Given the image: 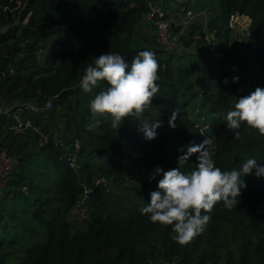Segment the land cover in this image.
<instances>
[{"label": "trees", "instance_id": "16d2710c", "mask_svg": "<svg viewBox=\"0 0 264 264\" xmlns=\"http://www.w3.org/2000/svg\"><path fill=\"white\" fill-rule=\"evenodd\" d=\"M172 1L0 0V27L11 22L0 31V98L12 105L0 126L18 127L13 114L20 111L46 136L18 158L0 198V264H264V177L255 172L241 177L247 187L237 207L218 203L206 229L187 245L171 239V226L139 211L163 178L150 174L157 167L193 170L199 153L180 165L178 158L208 137H215L213 160L222 171L249 158L264 165V136L242 123L237 139L217 115L243 96L240 78L231 87L229 22L236 14L250 17L247 46L263 59L264 0H198V9L214 13L207 28L214 38L194 25L185 50L176 53L160 46L146 19L150 3L162 4L170 18ZM73 40L80 49H69ZM145 50L159 63L152 108L119 129L107 115L93 118L89 104L107 85L85 93L79 82L86 67L107 52L131 64ZM49 100L48 112L22 105ZM158 119L156 138L146 139L141 122ZM88 190L96 202L76 229L71 215Z\"/></svg>", "mask_w": 264, "mask_h": 264}, {"label": "clouds", "instance_id": "9594fccd", "mask_svg": "<svg viewBox=\"0 0 264 264\" xmlns=\"http://www.w3.org/2000/svg\"><path fill=\"white\" fill-rule=\"evenodd\" d=\"M159 63L153 51L139 52L129 64L119 53H102L94 59V66L86 67L79 86L85 93H93L102 82L107 87L94 95L89 104L93 118L109 116L110 126L119 129L128 117L140 120L152 108V101L159 92ZM236 83L239 77H233ZM227 82V80L225 81ZM226 121L227 129L240 137L242 123L264 136V88L257 87L247 96L237 99L233 109L217 113ZM177 112H172L169 126L175 128ZM141 122V121H140ZM96 123H99L96 120ZM161 120L141 122L139 131L145 138L153 140ZM92 125L89 126L91 130ZM202 134V133H201ZM215 137H208L200 145L187 146L184 155L178 158V165L199 153L195 168L181 171L180 167L164 171L157 167L150 179L162 173L157 190L150 192V201L139 209L152 223L171 226V239L184 246L200 235L211 220L212 211L218 203L231 210L240 202L242 189L247 185L241 177L253 174L264 177V165L255 158H249L230 171H222L213 160ZM179 151L183 152L184 149Z\"/></svg>", "mask_w": 264, "mask_h": 264}, {"label": "rangeland", "instance_id": "374dc122", "mask_svg": "<svg viewBox=\"0 0 264 264\" xmlns=\"http://www.w3.org/2000/svg\"><path fill=\"white\" fill-rule=\"evenodd\" d=\"M198 0H189L188 3H182L178 0L172 1V6L179 7L180 10L184 7L186 11H196L198 7ZM177 8V9H179ZM202 10V9H199ZM204 9L200 16H195L194 21L190 23L186 21L187 18L184 17V14L178 13L177 21L173 24L176 28H179L180 32L177 34L174 30V36H176V50L177 51H184V43L186 39L190 38V34L192 32L193 26L196 24L199 26L200 22L206 23V27H204V33L207 35L208 39H213L214 35L209 33L207 30L209 23L212 21L214 17V13L208 9ZM182 12V11H181ZM209 12V13H206ZM211 12V13H210ZM196 22V23H195ZM11 22L7 23L6 25H1L0 31H5L9 28ZM18 23V22H17ZM180 23V25H179ZM174 29V28H173ZM230 61L228 68L231 72L230 79L232 80L233 77L238 76L244 84L241 85V93L243 96L249 95L253 92L257 87L264 88V58H260L254 55L251 49L248 48L247 42L248 38H243L241 34H239L238 30L230 28ZM184 39V40H183ZM70 50H78L81 47V43L77 40H73L69 43ZM264 46V43H263ZM244 52L246 53L247 57L244 62L239 60L240 54ZM233 81V80H232ZM238 83L231 84V87L237 86ZM238 89V90H239ZM7 103L0 98V107L6 106ZM12 106V105H11ZM203 120V119H202ZM22 124H24V128H12L8 125L0 126V142L6 146V149L10 151V153L19 159L23 157L28 150H31L37 145H41L44 143L46 136L42 132V130L35 129L34 127L31 128V125L24 119H22ZM61 123V118H60ZM88 190L87 192H90ZM91 205L88 202V197L85 195L78 207L73 211L71 215V219L73 224H75L76 229L83 228L85 221L89 218V207Z\"/></svg>", "mask_w": 264, "mask_h": 264}, {"label": "built area", "instance_id": "2783aa9c", "mask_svg": "<svg viewBox=\"0 0 264 264\" xmlns=\"http://www.w3.org/2000/svg\"><path fill=\"white\" fill-rule=\"evenodd\" d=\"M179 1L182 2L183 0ZM185 12H187L188 15H192L191 11H186L185 9ZM167 16L168 13L162 4H149V12L146 15V19L148 24L152 25L157 30L158 42L160 46L164 50L171 53L182 52L181 50H176L177 40L173 32V21L171 20V18H167ZM251 23L252 21L249 16L236 14L232 16L229 22V28L238 30L239 34H241L243 38L246 39L250 35ZM22 105L25 106L27 109H30L35 112H48L52 108V101L49 100L43 103L42 105H37L34 102L22 103ZM11 110L12 106L10 105L0 107V115H9ZM13 116L18 125V127L14 128H23L24 124H22L21 122V112H15ZM18 164V157L10 154L5 147L0 145V198L2 197L4 189L8 184L9 177L11 176L15 168L18 166Z\"/></svg>", "mask_w": 264, "mask_h": 264}, {"label": "crops", "instance_id": "0c3cea01", "mask_svg": "<svg viewBox=\"0 0 264 264\" xmlns=\"http://www.w3.org/2000/svg\"><path fill=\"white\" fill-rule=\"evenodd\" d=\"M179 1V0H178ZM188 1L189 0H183L182 1V3H188ZM180 2V1H179ZM171 7H173V8H175L174 10H175V12L171 15V20L172 21H174V22H176L177 20V15H178V13L180 12V13H182V14H184V17L185 18H187V20L186 21H189L190 23H192V21H194V19H195V16H200L202 13H204L203 12V10H199L198 8L196 9V11H191L192 12V15H188L187 14V12H185V8H188V7H183L181 10H180V8L179 7H174V6H170V7H168V8H171ZM177 8H179V9H177ZM182 11V12H181ZM206 11H208V9L206 10ZM206 13H209V12H206ZM211 13V12H210ZM196 23V22H195ZM179 25H180V23H179ZM196 25V24H195ZM199 26L201 27V28H203L204 29V27H206V23H204V22H200V24H199Z\"/></svg>", "mask_w": 264, "mask_h": 264}, {"label": "water", "instance_id": "95a60500", "mask_svg": "<svg viewBox=\"0 0 264 264\" xmlns=\"http://www.w3.org/2000/svg\"><path fill=\"white\" fill-rule=\"evenodd\" d=\"M246 57H247L246 53L242 52L240 54V60H241V62H244L246 60ZM238 92H241V89H239ZM86 195L88 197V202L90 204H92V205L95 204L96 198H95L94 193L92 191H90V192H87Z\"/></svg>", "mask_w": 264, "mask_h": 264}]
</instances>
